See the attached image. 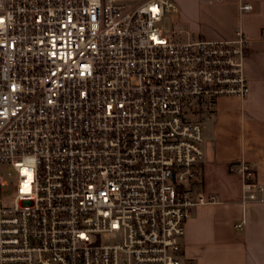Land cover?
I'll list each match as a JSON object with an SVG mask.
<instances>
[{
    "label": "built area",
    "instance_id": "built-area-1",
    "mask_svg": "<svg viewBox=\"0 0 264 264\" xmlns=\"http://www.w3.org/2000/svg\"><path fill=\"white\" fill-rule=\"evenodd\" d=\"M176 13L173 0H0V264H185L191 209L219 202L188 190L201 114L249 93L248 40H176L156 26ZM229 170L264 216L255 169Z\"/></svg>",
    "mask_w": 264,
    "mask_h": 264
},
{
    "label": "crops",
    "instance_id": "crops-1",
    "mask_svg": "<svg viewBox=\"0 0 264 264\" xmlns=\"http://www.w3.org/2000/svg\"><path fill=\"white\" fill-rule=\"evenodd\" d=\"M240 3L252 9L242 12ZM199 4L221 20L200 32L198 39H233L237 30L246 36L243 71L249 93L243 99L218 96L201 114L203 162L188 190L192 197L217 195L219 202L191 209L180 239V258L185 264H264L263 205L241 204V177L229 170L231 164L244 161L264 186V0ZM239 222L243 227L237 230Z\"/></svg>",
    "mask_w": 264,
    "mask_h": 264
},
{
    "label": "rangeland",
    "instance_id": "rangeland-1",
    "mask_svg": "<svg viewBox=\"0 0 264 264\" xmlns=\"http://www.w3.org/2000/svg\"><path fill=\"white\" fill-rule=\"evenodd\" d=\"M146 0H126L128 6H136ZM177 6V16H166L163 23L156 24L157 27L163 28L166 36H172L176 40L186 41L188 39H198V34L204 29L212 28L218 24L220 16L213 15L208 9L199 7L200 0H173ZM201 6V5H200ZM203 6V5H202ZM209 8V7H207ZM199 29V32H196ZM15 194V188L9 187L2 190V202L7 206L12 205V199ZM120 239L118 233L107 234L103 237L104 241H117Z\"/></svg>",
    "mask_w": 264,
    "mask_h": 264
}]
</instances>
